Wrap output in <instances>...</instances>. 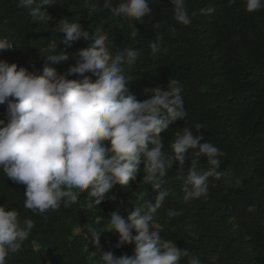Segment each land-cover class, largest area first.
Instances as JSON below:
<instances>
[{"label": "trees", "instance_id": "16d2710c", "mask_svg": "<svg viewBox=\"0 0 264 264\" xmlns=\"http://www.w3.org/2000/svg\"><path fill=\"white\" fill-rule=\"evenodd\" d=\"M112 2L115 6L119 0ZM17 3L0 0V38L13 43L12 49L0 50V61L42 72L46 63L43 50L55 43L53 54L66 52L70 58L47 64L58 74L66 73L75 65L78 49L89 46L83 38L71 47L61 43L62 34L54 28L67 19L77 21L90 34L100 28L113 53L124 48L139 52L135 64L124 65L125 75L130 77L127 94L138 101L150 98L146 89L166 90L169 79L183 86L188 116L160 134L165 150L186 124L196 135L192 125L199 123L204 126L199 134L226 153L220 169L226 174L220 180L210 179L206 197L185 201L181 171L187 176L191 150L185 154L182 168L174 164L164 177L163 188L169 196L154 215V222L163 229L160 238L189 249L201 264H211L212 256L217 257L215 264H264V9L249 13L245 0H233L231 6L228 0H185L188 13L197 15L189 26H182L173 19L171 0H149L152 14L144 17L143 23L131 22L138 29V36L132 39L129 21L113 17L103 8V0H89L101 9L91 12L85 0H56L57 5L48 7L52 20L46 24L30 16L27 9L18 8ZM205 7L214 8V12L200 15L199 10ZM157 22L162 27L153 30ZM172 26L176 28L174 38L169 31ZM157 31L164 37L167 52L153 57L149 45ZM6 109L7 103L0 104V120L5 123ZM199 166L207 167L205 158H200ZM143 174L141 167L136 181L126 187L116 185L99 206L89 208L84 192L76 203L68 207L62 203L58 210L46 212L44 219L24 208L26 186L0 171V206L16 210L21 222L29 218L35 225L21 250L11 254L6 264H97L100 253L88 243L92 228L101 234L99 251L131 256L134 245L117 248L119 236L108 231L107 220L113 211L127 219L136 205L154 202L156 192L141 182ZM253 205L256 211L249 212ZM168 209L181 210L182 215L170 219ZM187 225L194 226V235L185 231ZM154 230L150 228V232Z\"/></svg>", "mask_w": 264, "mask_h": 264}, {"label": "clouds", "instance_id": "9594fccd", "mask_svg": "<svg viewBox=\"0 0 264 264\" xmlns=\"http://www.w3.org/2000/svg\"><path fill=\"white\" fill-rule=\"evenodd\" d=\"M85 2L90 12L101 10L89 4V0ZM171 2L175 22L189 26L197 13H188L185 0ZM232 3L233 0H228V6ZM54 5L56 0H18L16 6L27 9L30 16L46 24L52 20L48 7ZM103 8L113 17L129 21L132 39L138 36V29L131 22L143 23V18L153 11L149 0H119L115 6L112 0H103ZM261 9L264 0H245L247 12ZM213 12L212 7L199 10L200 15ZM152 27L159 30L162 25L157 22ZM54 30L62 34L61 43L66 47L81 38L89 41L87 48L78 49L76 63L66 73L58 74L47 64H59L70 58L66 52L53 54L55 43L43 50L46 63L42 72L39 69L30 72L15 63L0 61V104L7 103V123L0 120V171L14 183L26 186L24 208L47 219L46 212L58 210L62 203L65 207L76 203L84 192L89 208L99 206L116 185L126 187L136 181L142 167L141 182L150 184L156 192L154 202L147 200L136 205L127 219L113 211L107 220L108 231L119 236L116 247L134 245L133 254L116 257L111 251H99L101 234L92 228L88 243L100 253L97 264H201L200 258L189 249L161 240L163 229L154 222V215L169 196V191L163 188L164 177L174 164L182 168L189 150L192 155L187 176L181 171L185 201L206 197L210 179L225 176L220 169L226 153L199 134L204 127L199 123L192 125L196 135L187 124L177 131L166 151L160 134L170 124L186 121L188 116L183 86L169 79L166 90L146 89V93L151 92L150 98L138 101L127 94L130 77L124 71V65L136 63L138 51L124 48L113 53L107 35L100 28L90 34L77 21L62 19ZM169 31L174 38L176 28L172 26ZM12 47L7 38H0V50ZM149 47L153 57L167 52L159 31ZM74 75L80 78H68ZM201 157L206 160V168L199 166ZM235 183L239 186V178ZM7 209L0 206V264H6L11 254L21 250L35 226L32 219L21 222L16 210ZM248 211L255 212V206ZM180 215L181 210L167 211L170 219ZM193 227L187 225L185 231L194 235ZM150 228L155 230L150 232ZM216 260L212 256L211 264Z\"/></svg>", "mask_w": 264, "mask_h": 264}]
</instances>
